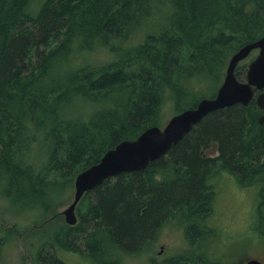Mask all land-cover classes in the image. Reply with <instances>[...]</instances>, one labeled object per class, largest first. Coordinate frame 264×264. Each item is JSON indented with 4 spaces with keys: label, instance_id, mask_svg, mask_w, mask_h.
I'll use <instances>...</instances> for the list:
<instances>
[{
    "label": "trees",
    "instance_id": "trees-1",
    "mask_svg": "<svg viewBox=\"0 0 264 264\" xmlns=\"http://www.w3.org/2000/svg\"><path fill=\"white\" fill-rule=\"evenodd\" d=\"M169 1L170 24L131 45L157 0H0V194L11 204L48 214L110 148L160 126L168 99L179 113L215 96L196 94L197 84L220 87L232 54L264 35V0ZM98 47L116 59L81 62ZM248 65L239 63V79ZM80 101L104 107L85 118ZM262 113L256 99L215 110L145 169L106 179L82 197L76 225L40 232L35 264H67L62 248L119 264L114 256L147 251L173 220L198 248L217 237L212 181L223 170L259 187L264 237ZM10 234L0 225V256ZM209 250L146 264H227Z\"/></svg>",
    "mask_w": 264,
    "mask_h": 264
},
{
    "label": "rangeland",
    "instance_id": "rangeland-1",
    "mask_svg": "<svg viewBox=\"0 0 264 264\" xmlns=\"http://www.w3.org/2000/svg\"><path fill=\"white\" fill-rule=\"evenodd\" d=\"M155 3H157V6L152 4L151 10L156 13L152 19L144 24L142 29L132 35L130 38L131 45L143 42L146 39V33L158 32L162 26L170 24L168 16L173 9L170 1H165L166 6H164L163 2H158V0ZM157 28L160 29L156 31ZM125 41L124 43L126 44ZM257 53L258 50H254L246 60L250 62ZM86 55L87 58L82 61L80 59V61H87L96 65L109 63L117 57L116 52L105 47H98ZM225 74L226 70L222 75V80H224ZM243 79L245 80V78ZM217 85L218 82L215 84L210 83V81H200L195 88L196 94H200L203 91L201 95H210L213 92H217L219 88ZM184 102V106H187L192 103V100L188 98ZM96 105V101L79 102L81 113L85 115V118L90 117L92 111L104 107L98 108ZM174 109V103L168 99L164 105L160 126H164L176 113ZM79 111L77 109L78 116L80 115ZM36 149L37 146H35L34 150L36 151ZM212 182L217 186V192L210 223L215 227L217 237L212 239L213 241L207 240V247L208 249L210 247V253H214L220 258L223 257L227 264H250L249 261L251 259H257L264 264V237L257 232L258 213L256 203L259 187L254 184H243L237 175L227 170H223L222 173L220 172L213 177ZM74 193L75 183L73 188L67 192L66 198L45 215L37 210V208L14 206L7 198L0 194V225L3 228L10 227L14 231V234L7 235L8 238L5 240L0 256V264H35L33 256L42 245V241L45 240L40 232L47 228V233H49L47 236H51L56 231L55 224H67L63 210L73 201ZM4 235L6 236V233ZM162 246H164V251L161 256L160 251ZM185 246V227L181 222L173 220L161 229L156 240H154L152 246L147 251L116 255L114 259L120 260L119 264H146L152 258L158 260L159 257L185 251ZM59 252L62 260L67 264L109 263H104L103 259L100 260L92 257L90 259L81 252L79 256L75 252L64 248L60 249ZM108 256L110 257V255Z\"/></svg>",
    "mask_w": 264,
    "mask_h": 264
},
{
    "label": "water",
    "instance_id": "water-1",
    "mask_svg": "<svg viewBox=\"0 0 264 264\" xmlns=\"http://www.w3.org/2000/svg\"><path fill=\"white\" fill-rule=\"evenodd\" d=\"M254 50H258V53L249 62L246 79L241 80L237 77L236 69ZM254 99L263 110L259 122L264 124V35L244 44L232 54L224 80L215 96L204 97L196 105L173 115L164 126H150L137 138L121 141L105 152L98 163L80 172L75 179L74 199L63 210L66 222L77 224L78 203L87 192L106 179L145 169L151 161L166 155L173 145L183 140L211 112L238 103L247 106ZM249 263L261 264L258 260H250Z\"/></svg>",
    "mask_w": 264,
    "mask_h": 264
},
{
    "label": "flooded vegetation",
    "instance_id": "flooded-vegetation-1",
    "mask_svg": "<svg viewBox=\"0 0 264 264\" xmlns=\"http://www.w3.org/2000/svg\"><path fill=\"white\" fill-rule=\"evenodd\" d=\"M77 210H78V206H77ZM185 240H186V246H185V251H182V252H179V253H185V252H189L191 253L192 251L194 250H199L200 252H202V250H206V247H207V240L203 243L200 244V247L197 248V243L195 242H192V239L191 237L187 236L186 233H185ZM164 251V246H162V250L160 252L161 256L163 255L162 252ZM77 255L80 256V254L76 251L75 252ZM179 253H176V254H179ZM176 254H173V255H176ZM173 255H165L164 257H159L158 260H164L165 258H168V257H171ZM252 260V259H251ZM257 260V259H256ZM259 261V260H258ZM261 262V261H260ZM262 264V262H261Z\"/></svg>",
    "mask_w": 264,
    "mask_h": 264
},
{
    "label": "bare ground",
    "instance_id": "bare-ground-1",
    "mask_svg": "<svg viewBox=\"0 0 264 264\" xmlns=\"http://www.w3.org/2000/svg\"><path fill=\"white\" fill-rule=\"evenodd\" d=\"M222 173V172H221ZM222 177V176H221ZM217 179V178H216ZM218 179H220V178H218ZM222 179V178H221ZM191 254V253H190Z\"/></svg>",
    "mask_w": 264,
    "mask_h": 264
}]
</instances>
